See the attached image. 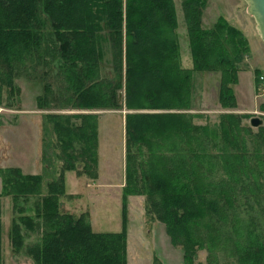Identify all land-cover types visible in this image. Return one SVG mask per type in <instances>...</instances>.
I'll use <instances>...</instances> for the list:
<instances>
[{"label":"trees","instance_id":"obj_1","mask_svg":"<svg viewBox=\"0 0 264 264\" xmlns=\"http://www.w3.org/2000/svg\"><path fill=\"white\" fill-rule=\"evenodd\" d=\"M181 2L192 69L182 68L178 60L174 0H0V103L4 87L10 91L8 97L19 93L15 78L42 62L44 46L50 41L55 51L54 69L67 83V97L56 94L53 86L45 83L37 95L38 107L47 109L56 98L62 107L75 109H165L125 114V185L121 194V229L115 232H96L83 214L60 211V198L66 194L65 171L97 178L96 114L70 115L81 121L71 128L55 123L62 143L63 166L58 178L48 183V194L35 203L36 216L44 219L46 227L38 241L26 247L34 264H127V199L143 194L148 218L164 224L171 243L183 251V264H207L216 247L227 249L219 243L222 236L226 242L232 241L230 255L237 264H264V244L259 238L244 245L238 241L242 231L249 228L243 225L239 202L244 199L243 204L254 207L250 199L260 198L262 184L252 181L251 175L264 168V153L259 151L264 126L251 134V129L240 126V116L223 114V137L238 150L218 156L209 153L215 162L206 161V167L201 166L203 160H195H200L202 149L206 151L202 154L208 152L210 128L194 124L184 111L191 107L188 84L192 73L205 69H221L219 102L223 107L236 106L231 84L238 82L235 60L247 51V40L226 23L216 21L205 26L204 0ZM107 52L113 70L110 78L102 75ZM27 62L33 66L26 67ZM123 85V98L119 100ZM52 117L70 121L69 117ZM247 135L251 137L252 150L247 146ZM182 139L197 143L194 151L198 157L185 154L189 147L180 145ZM75 141L83 144L77 157L68 151ZM134 146L142 150L144 146L152 153L140 172L132 152ZM164 149L172 154L166 157ZM163 160H167L166 165H159ZM221 164L226 167V175L218 179L212 178L211 171L203 170ZM0 176V197L13 194L12 208L21 213L23 207L16 199L23 196L27 201V195L39 194L45 172L23 174L18 167H7L0 168ZM19 220L28 228L37 225L30 215L21 214ZM20 223L13 221L11 228L14 249L21 242ZM252 231L248 230L247 235ZM1 235L0 220V264ZM203 249L208 252L205 261L195 263L197 252ZM155 258L154 264H161Z\"/></svg>","mask_w":264,"mask_h":264},{"label":"rangeland","instance_id":"obj_2","mask_svg":"<svg viewBox=\"0 0 264 264\" xmlns=\"http://www.w3.org/2000/svg\"><path fill=\"white\" fill-rule=\"evenodd\" d=\"M204 2L206 3L202 14L203 24L208 26L218 21L221 24L226 23L234 27L247 40L248 47L247 51L241 53L239 59L235 60L238 82L231 84L235 95V107H223L219 102V89L222 77L220 68L194 71L189 80L188 85L192 91L191 107L184 111L189 113L191 121L194 124H206L210 128V139L207 146L208 152L202 154L206 152L202 149L200 160H195L198 163L203 160L204 164L201 163V166L208 167L206 161L215 162V157L212 156L224 154L225 151L234 152L238 150L237 148H233L232 144H228L223 137V133L221 132V116L223 114L231 113L240 116V126L251 129V134L256 133L259 126H264V41L257 33L255 20L247 12L244 0H204ZM174 3L178 16L175 28L178 42V60L182 68L192 69L194 64L190 53L189 35L186 29L182 2L181 0H174ZM221 27L225 26L220 25L219 28ZM218 31L220 34V29ZM52 46L53 44L50 41L46 43L43 49L45 53H42V62L36 65L34 69L27 68L20 73L19 77L15 78L14 83L20 90L19 93L8 97L10 91L6 87L2 90L0 126L3 123L8 124L6 121L9 118L17 120L20 115L24 114L28 115L26 117H29L28 119L32 123V134L35 133L34 130L38 128L39 123L42 125L40 162L36 164L32 159L30 170L35 167V171L39 172L37 174L45 172V176L41 181L39 194L31 193L27 195V201L24 200L23 196H18L16 199L18 200L17 204L19 207H23L21 213L12 208L13 201L11 196H14L13 194L0 197V220L2 226L1 264H34L33 259L26 251V247L37 242L46 227L44 226V219L36 216L35 203L43 195L48 194V183L58 178L63 166V159L60 157L63 155L62 143L59 138V132L55 127L56 122L71 128L72 124H80L81 121L70 115L75 113L96 114L98 122L97 178L93 179L85 175H78L77 171L74 170L65 171V190L66 193H71V196L65 194L60 198V211L62 213H72L74 216H81L83 214L96 232H115L121 229V194L125 185V114L132 110L138 112L165 111V109L149 108H133L129 110L126 107L91 110L75 109L62 107V103L57 102L56 98L49 102V108L38 107L37 95L41 94L42 85L45 83L51 84L56 94H61L64 98L67 97V92L64 88V85L67 83L58 70L54 69L52 58L55 51L52 50ZM228 47L231 49L230 45ZM231 52L232 50H229V54L232 55ZM28 62L26 63V67L33 66V63L31 65ZM102 75L109 78L113 75L109 52H107L106 60L103 63ZM121 92L123 98L124 85ZM56 94L53 95L56 96ZM173 111L180 112L182 110ZM52 115L69 117L70 121L64 118L57 119L52 117ZM253 116L262 119L261 125L256 127L250 124V118ZM6 128L8 129V127L0 128L1 136H6ZM29 130L30 127L28 128ZM246 139L249 150H252L251 137L247 135ZM82 145L81 141H75L73 151L70 149L68 151L77 157L82 150ZM180 145L184 148L189 147V150L185 152L187 156L193 154L194 158L198 157L196 155L198 153L194 151L197 143H186V140L182 139L180 140ZM162 151L165 152L164 155L166 157L172 154L166 152L167 149ZM259 151L262 154L264 153V142ZM36 152H38V147H36ZM132 152L136 154V164L140 172L152 153L144 146L143 150L134 146L132 147ZM252 152L250 151L249 153ZM209 153H212L210 154L212 156ZM9 156L3 155L1 162L7 164L8 160L6 158ZM166 161H161L159 165H166ZM203 170L211 171V174H213L212 178L214 179L226 175L224 164H221L220 167L212 165L209 169L203 168ZM258 172H254L251 177L253 178L252 181L255 179L262 184L259 193L260 198L250 199L254 207H250L249 204H243L244 199L239 202L241 204L240 214L243 220H245L243 225H249V228L242 231L241 238L238 239L242 245L248 242L252 243L256 238H259L260 242L264 244V168H259ZM16 191H20V188H17ZM145 202L147 203L145 194L130 195L127 199V264H154L157 255H160L158 260L161 264H183V251L181 247L174 246L172 243L174 248L171 245L169 246L167 241V237L169 236H167L164 224L162 223L164 227L161 225L158 227L156 224L157 220H150L148 218L145 211ZM21 214L30 215L37 225L35 224L34 228H28L23 223H20L19 216ZM13 221L20 223L19 233L21 234V242L20 246L16 249L11 244ZM248 230H253L251 235H247ZM219 243L226 245L227 249H222L219 246L216 247L214 252L209 254V262L207 264H237L233 255H230L232 241L226 242L222 236V242ZM207 254L206 249L199 250L195 263L204 262ZM160 259H163L165 263Z\"/></svg>","mask_w":264,"mask_h":264},{"label":"crops","instance_id":"obj_3","mask_svg":"<svg viewBox=\"0 0 264 264\" xmlns=\"http://www.w3.org/2000/svg\"><path fill=\"white\" fill-rule=\"evenodd\" d=\"M236 94V93H235ZM28 115H20L17 120L9 118L6 122L3 123L0 128L8 127L5 129L6 136L0 135V168L7 167H18L23 171L24 174H37L35 167L30 170L32 159L36 164L40 162L41 156V142H42V125L39 123L38 128L34 130V134L31 133L32 123L26 117ZM12 121V122H11ZM36 122V121H35ZM30 130L28 131V128ZM36 147H38V152H36ZM3 155H10L6 159L8 160L7 164H3L1 160ZM41 172V171H40ZM65 176V174H64ZM2 188V179L0 177V191ZM71 196V193H66ZM156 221V220H155ZM3 223V222H2ZM158 227L163 226L162 223L156 221ZM164 227V226H163ZM168 236V235H167ZM169 246L171 244L169 237H167ZM127 246H128V231H127ZM173 247V246H172ZM174 248V247H173ZM156 256V255H155ZM160 258V255H157ZM165 263L163 259H160ZM183 262V261H182Z\"/></svg>","mask_w":264,"mask_h":264},{"label":"water","instance_id":"obj_4","mask_svg":"<svg viewBox=\"0 0 264 264\" xmlns=\"http://www.w3.org/2000/svg\"><path fill=\"white\" fill-rule=\"evenodd\" d=\"M246 2L247 12L254 18L257 33L264 41V0H244ZM121 93L119 94V100H121ZM262 123V119L257 116L250 118V124L252 126H259Z\"/></svg>","mask_w":264,"mask_h":264}]
</instances>
